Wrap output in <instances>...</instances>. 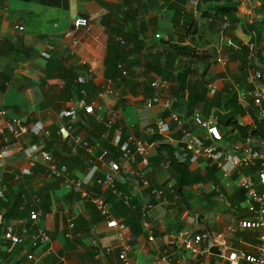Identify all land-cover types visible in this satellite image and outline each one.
<instances>
[{"label":"crops","instance_id":"obj_1","mask_svg":"<svg viewBox=\"0 0 264 264\" xmlns=\"http://www.w3.org/2000/svg\"><path fill=\"white\" fill-rule=\"evenodd\" d=\"M232 2L237 4L236 11L229 17L200 0H0V109L7 112V118H19L27 125L26 132L11 141L9 157H1L0 144V187L5 188L0 200V264L23 259L36 227L27 225L23 234L16 221L26 217L28 210L38 212L37 225L45 229L51 251L44 256V249H35L38 264H53L58 258L66 264H120L117 232L105 218L89 202L50 178L45 164L29 168L23 155L14 150L18 143L36 145L50 153L58 166H66L71 176L82 177L86 173L83 151H73L56 134L58 113L69 109L72 101L83 96L82 91L86 101H95L103 108L100 119L78 110L75 124L76 132L94 148L95 158L117 163L121 185L136 170L149 186L164 190L165 201L152 212V236L141 223L126 226L131 236L130 261L156 264L170 254L171 260L162 264H196L192 254L177 249L174 238L202 231L225 236L231 249L256 252L264 232L244 227L251 214L244 206L238 177L254 175L258 161L239 166L224 177L212 161L184 149L181 129L168 117V110L145 108L155 93L151 82L165 80L166 87L156 91L170 102V111L184 127L206 138L205 131L193 126L192 115L195 111L203 118L214 115L218 146L230 151L239 145L240 150L232 154L238 159L250 144L259 149L260 139H244L233 124L260 122L252 95L255 86L249 77L258 70L264 78V6L259 10L261 4L256 3L250 12L241 0ZM224 16L229 27L221 32ZM79 17L88 24L77 30V42L72 45L65 33ZM16 26L23 30H16ZM252 31L256 32L259 53L249 65L247 42ZM175 46L188 51L180 53ZM43 53L50 58L44 60ZM222 55L229 57L226 64L216 62ZM121 70L126 76H121ZM262 86L260 107L264 109V81ZM106 87L117 91L119 97L97 100L96 94ZM113 114L115 123L106 129L104 121ZM160 118L170 126L167 139L155 133V122ZM37 121L50 130L49 138L38 136ZM3 135L8 134L0 117V141ZM127 135L148 146L146 157L132 164L121 158L117 147ZM172 162L183 172L181 188L176 179L179 174L170 169ZM212 185L216 190H210ZM88 191L93 196L102 192L97 186ZM121 191H126V186ZM130 192L142 195L144 202L155 201L148 188ZM33 195L38 202L31 199ZM103 195L115 219L117 210L111 212L119 199L109 192ZM22 206L24 210H20ZM6 224L14 226L23 244L13 245L5 239ZM70 224L73 237L68 239L65 235ZM93 237L102 246L113 248L101 260L90 247ZM204 257L209 264H229L215 252Z\"/></svg>","mask_w":264,"mask_h":264},{"label":"built area","instance_id":"obj_2","mask_svg":"<svg viewBox=\"0 0 264 264\" xmlns=\"http://www.w3.org/2000/svg\"><path fill=\"white\" fill-rule=\"evenodd\" d=\"M87 20L85 18H76L71 25V28L66 31L65 37L68 38L72 45L76 44L77 39L75 33L78 29L87 26ZM229 27V22L224 16L221 20L220 31L224 32ZM16 30L22 31L20 26L15 27ZM250 41L247 42V60L248 64L252 65L257 58L259 48L257 47L255 37L256 32L252 31L250 34ZM73 48V46H71ZM70 54H73L71 49ZM44 60H48L50 55L43 53ZM229 57L226 55L218 56L216 62L219 64H226ZM85 64L86 62H82ZM121 76H126V71L121 70ZM249 81L254 84L253 102L257 107L256 118L261 123H264V109L260 107L262 100V83L264 78L260 71L255 70L249 77ZM167 82L165 80H155L151 82L150 86L155 91L152 97L147 100L145 108H151L158 106L168 110V117L181 129V135L183 137L184 149L194 156L204 157L209 161H212L222 175L229 176L239 166H246L250 162L258 161L257 172L254 175H240L238 177V185L244 195V206L246 210L251 214V219L244 223V227L248 230H256L264 232V136L257 141L259 149L255 148V145H248L244 150V155L241 158H236L232 154H236L240 150L239 145L232 147V150L228 151L226 148H221L216 144L215 132H216V117L214 115L208 118H203L199 112L195 111L192 115V123L198 129L205 131L206 138L201 137L193 133L192 128L184 127L182 120L175 112L170 111V102L162 98L156 90H160L166 87ZM212 87L210 92H214ZM81 98H77L72 101V106L67 110H62L58 113L57 117L60 123L57 127L58 138L70 149L82 150L85 155L86 173L82 177L71 176L66 166H58L53 160L50 153L41 151L36 145L25 146L23 144H16L14 150L20 152L23 155L24 161L29 168H34L39 162L45 164L47 174L50 178L58 180L65 191L76 194L80 199L89 202L95 211L102 217L109 226L114 228L117 232V247H118V260L120 264H134L128 258L130 250V233L128 228L117 222L110 216L109 204L103 195V192H109L120 201L123 205L128 207L131 211L136 209L133 204V194L130 192L141 191L144 188L149 189L150 197H154V200L146 201L141 205L139 214L142 222V226L152 236L153 231L151 229L152 212L158 203L165 201L164 190L161 187L149 186L148 181L144 175L136 170L130 172L126 181V191H121L118 188V165L114 160L110 161H98L94 156V148L83 139L75 130V124L78 121V110H81L85 114L94 115L97 119H100L103 108L95 101H86L84 98V92ZM106 97H119V93L110 87H106L96 94V99H103ZM7 112L4 109H0V117L3 119V125L8 135H3L0 141L1 144V157L7 158L11 155L13 148L11 147V141L18 139L22 133L26 132L27 125L23 124V120L19 118H7ZM115 123L114 114L108 117L104 121L106 129L111 128ZM38 136L41 138H49L50 130L45 127L41 122L34 123ZM170 126L165 119L160 118L155 122V133L162 137V139L169 136ZM104 137V135L102 136ZM118 150L122 159L127 160L129 163H135L138 158H145L148 154V146L139 139H136L132 135H127L125 142L118 145ZM15 179H18V175H14ZM97 186L101 189L99 195H92L89 193V188ZM170 189V188H169ZM210 190H216L215 186H210ZM5 188L0 187V200L4 197ZM142 196V195H141ZM143 197V196H142ZM24 198V197H23ZM34 201L38 202L39 198L35 195L31 197ZM22 206L20 210H24ZM38 212L34 210H28L27 216L19 218L16 221V225L23 234L27 233V225L36 227L34 234L29 236V243L27 245V251L24 254L23 259H20L16 264H38L39 257L34 253L35 249H44L43 255L51 253L48 245V236L45 229L42 226H38ZM73 225H69V230L65 235L66 238L71 239L73 237L72 230ZM14 226L6 224L4 226V237L13 245L23 244V239L14 232ZM176 240L177 249L186 251L196 259V264H209L204 257L206 254L213 253L224 262L229 264H264V233L259 237V241L256 247L255 253H248L242 250L231 249L228 246V241L225 236L217 235L212 236L208 231H202L192 236H180L174 238ZM203 246V248H202ZM90 247L95 253L97 260H101L104 255H108L112 252L111 246H102L100 241L93 237L90 241ZM171 260L170 254H166L156 264H162L163 262H169ZM53 264H66L63 258H58Z\"/></svg>","mask_w":264,"mask_h":264},{"label":"trees","instance_id":"obj_3","mask_svg":"<svg viewBox=\"0 0 264 264\" xmlns=\"http://www.w3.org/2000/svg\"><path fill=\"white\" fill-rule=\"evenodd\" d=\"M200 1L205 5L213 6V8L217 7V10L220 13H222V15H227L229 17L233 15L236 11V8L234 7L237 4L236 3L234 4L232 0H200ZM241 2L243 5L246 6V8H248L250 12L251 11L253 12V6H255L256 3L261 4L259 10L262 9V7L264 6V0H241ZM175 47L180 53L183 54H186L188 51L187 48H182V47L177 48V46ZM190 54L192 55V53ZM233 128L237 130L241 135V137H243L244 139H261L264 136V124L261 122H257L256 120H254L252 126H239L235 123L233 124ZM165 147H167V145ZM173 163L174 162H172L170 169H172V172H174L175 174H179L178 176L179 178L176 179L178 182V186L181 188L185 183V181L182 179L183 172L177 167H175ZM184 170H185V166H184ZM117 184L120 190L126 186L125 183L121 185V183L118 182ZM180 188L178 190H181ZM178 190H176L175 194H179ZM143 203H144L143 197L140 194H136L133 198V204L136 206L135 210L131 211L128 207L123 205L122 201L118 200L117 204H115L114 206L113 209L114 211H112L111 213L115 212L116 209L118 215L116 213L115 219L117 220V222L122 223L125 226L132 228L133 224L135 223L136 224L141 223L142 226L139 211Z\"/></svg>","mask_w":264,"mask_h":264},{"label":"water","instance_id":"obj_4","mask_svg":"<svg viewBox=\"0 0 264 264\" xmlns=\"http://www.w3.org/2000/svg\"><path fill=\"white\" fill-rule=\"evenodd\" d=\"M142 9L145 11V6L144 5L142 6Z\"/></svg>","mask_w":264,"mask_h":264}]
</instances>
